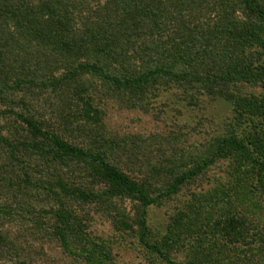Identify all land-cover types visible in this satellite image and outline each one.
<instances>
[{"label":"trees","instance_id":"1","mask_svg":"<svg viewBox=\"0 0 264 264\" xmlns=\"http://www.w3.org/2000/svg\"><path fill=\"white\" fill-rule=\"evenodd\" d=\"M256 88H264V0H0V264H45V243L107 264L96 216L169 263L220 264L217 245L228 264L255 261L247 248L261 242L264 253V231L251 229L257 221L240 209L248 204L227 192L237 177L193 193L209 212L220 208L214 223L182 211L159 236L146 207L192 194L223 161H237L225 164L232 176L246 166L256 174L245 196L264 182ZM107 91L145 112L157 113L152 99L168 91L199 111L223 101L231 112L210 140H190L195 129L177 124L122 134L99 107Z\"/></svg>","mask_w":264,"mask_h":264},{"label":"rangeland","instance_id":"2","mask_svg":"<svg viewBox=\"0 0 264 264\" xmlns=\"http://www.w3.org/2000/svg\"><path fill=\"white\" fill-rule=\"evenodd\" d=\"M93 84L97 87H100L99 80L93 76L89 78ZM106 86H104L105 88ZM107 90V89H106ZM177 90V89H173ZM255 91L264 93V88L259 90L256 88ZM181 93L175 91L162 92L157 98L152 99L153 102L158 105L157 113L151 110L145 112L144 109L132 108L130 103L127 102L124 98L121 99V96L112 94L111 92H106L101 98L100 106L103 110L105 109L106 116H104L105 123L108 127L116 130L119 133H129V134H148L153 132H169L170 128L182 127L185 130L189 128L195 129L196 133L193 135L190 134L191 138L195 140H210L216 135H221L224 130V125L227 123L226 119L230 115V107L223 101H213L210 102L204 112L194 109L187 106L184 101L181 99ZM97 100V99H96ZM153 114V115H152ZM237 165V161L225 162L220 164L217 169H213L210 172L211 178L210 181H206L204 185L200 188H196L192 194L189 191H181L176 197L171 200H167L163 203L156 205H149L146 207V222L148 229L154 233H157L159 236L167 233L168 222L170 218L177 213L184 211L187 216L196 217L203 219L211 216L210 221L207 223H214L213 217L215 219L219 218L220 208L216 209L213 212H209L207 205L204 202H200L199 198H194V192L206 191L210 188H214L216 185L215 180L225 185H234V179L238 178V184L233 187V191H228L229 194L233 193L240 200H244L245 205L242 209L246 212L247 217L244 220L249 219V222L254 224L257 221V225L254 230L264 231V182L260 181L257 189H250V194L246 196L243 194L244 189L247 190V185H257V179L255 178L256 174L250 172L252 169L249 167H241V172H233V176L228 172V168L225 164ZM230 164V165H231ZM229 165V166H230ZM244 170L250 172L248 175V182H240L244 175ZM227 173L231 176L228 177ZM235 175V176H234ZM247 180V179H246ZM214 182V184H213ZM245 183V184H244ZM254 183V184H253ZM204 190H199V189ZM221 187V186H220ZM220 187L216 188L220 189ZM193 190V189H191ZM234 195V197H235ZM125 203H128L127 201ZM124 207L128 208V204H125ZM190 209L193 211L190 213ZM190 214V215H189ZM256 217V220L254 219ZM212 225V224H211ZM91 229L95 236L101 239L102 244L110 251V260L106 262L107 264H173L164 261L163 259L157 257L155 253L149 251L146 246L139 242L140 238L135 233L134 236H123L118 234L111 224L106 221L104 218L96 216L92 220ZM141 241V240H140ZM195 244V242H194ZM193 242L190 245H194ZM219 244V242H218ZM253 244V243H252ZM257 244V243H255ZM261 244L258 243L257 247ZM190 245L186 244L183 247L184 251H190ZM211 248H214V245H209ZM216 246V245H215ZM41 247V245H40ZM257 247L250 250L255 256V261L253 262H243L239 264H264V253L258 251ZM197 247L195 246L194 249ZM222 246H220V249ZM219 245L214 249L215 259H219L220 264H228L226 256L218 252ZM43 250L46 255L45 264H83L84 262H79L75 260L74 256L64 255L61 248L56 243H45ZM264 251V250H263ZM260 252V253H258ZM68 253V252H67ZM217 253V254H216ZM252 254V255H253ZM181 255V254H180ZM257 257L259 258L257 260ZM112 259V260H111ZM177 259L181 260L182 258L178 257ZM174 261V260H173ZM178 261V260H176Z\"/></svg>","mask_w":264,"mask_h":264}]
</instances>
